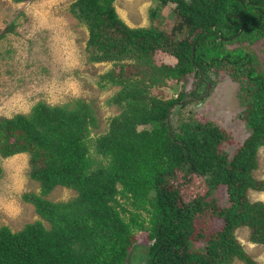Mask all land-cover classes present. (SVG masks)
Wrapping results in <instances>:
<instances>
[{"label":"trees","instance_id":"16d2710c","mask_svg":"<svg viewBox=\"0 0 264 264\" xmlns=\"http://www.w3.org/2000/svg\"><path fill=\"white\" fill-rule=\"evenodd\" d=\"M154 1L151 18L174 6L162 27L129 29L114 0L69 5L87 31L89 61L110 63L96 84L118 88L106 104L120 111L103 133L91 136L96 119L82 99L40 101L26 114L0 117V157L27 154L39 183L38 193L22 195L39 219L14 233L0 227V264H129L137 234L150 243L145 264H254L235 237L240 228L264 250V201L247 197L264 191L253 177L264 148V54L252 50L264 41V0ZM219 74L221 88L237 87L249 131L231 157L228 134L212 122L181 115L170 124L189 78L198 80L188 93L195 98L207 76ZM178 173L203 176L206 190L186 198ZM57 186L76 196L46 200ZM212 216L217 230L206 225Z\"/></svg>","mask_w":264,"mask_h":264},{"label":"rangeland","instance_id":"374dc122","mask_svg":"<svg viewBox=\"0 0 264 264\" xmlns=\"http://www.w3.org/2000/svg\"><path fill=\"white\" fill-rule=\"evenodd\" d=\"M72 1L25 0L16 3L13 0H0V117L26 114L40 101L54 106L82 99L91 106L96 119V127L91 130L94 138L107 129L108 120L120 111L117 106L106 104L118 88L108 86L102 89L96 84L97 77L110 68V63L89 61L90 56L86 51L88 34L85 27L69 12ZM154 3V0H114L113 6L129 29L157 27L159 24L162 27L174 6H161L157 9L158 16L151 18ZM9 24L13 25V30L8 32L5 29ZM252 50L264 54V41L252 46ZM155 58L161 60L163 56L157 53ZM219 75L205 77L208 86L198 85L203 88L197 90L199 96L195 98L188 97V93L194 89L198 80L189 78L186 85L187 102L179 103L172 110L170 124L172 127L177 126L181 115L183 118L193 117L200 122H212L228 134L230 140L224 150L231 157L249 135V131L235 98L237 87L228 84L221 88L226 76ZM215 83L217 88L214 89ZM180 111L183 114H179ZM257 162L253 177L264 181L263 147L257 151ZM30 173L27 154L0 157V227L6 226L13 233L39 219L33 205L22 199L24 194L39 191V183L30 177ZM179 180L178 173L175 183ZM205 190L200 178L195 177H191L183 186V192L189 199ZM218 191L223 195L222 188ZM218 193L214 197L221 203ZM75 196L74 191L57 186L45 199L64 202ZM247 197L251 202L264 201V191L250 190ZM205 221L212 230L219 229L221 225L217 217H207ZM136 236L137 243L130 252L129 264H141L147 259L150 243L144 241V234ZM235 237L254 264H264V250L262 246L249 241V229H237ZM194 246L202 247L199 243ZM232 264L244 263L235 260Z\"/></svg>","mask_w":264,"mask_h":264},{"label":"flooded vegetation","instance_id":"af4514ba","mask_svg":"<svg viewBox=\"0 0 264 264\" xmlns=\"http://www.w3.org/2000/svg\"><path fill=\"white\" fill-rule=\"evenodd\" d=\"M183 101L187 102L186 99L183 100ZM183 101H181V102H183ZM181 102H180V103H181ZM179 174H180V173H179ZM191 177L200 178V180H201L202 183H203L204 189H206L205 178H204L203 176L195 175V174H188L187 176L183 177L182 174H180V180H179V182L176 183V184H177L178 189L180 190V192H181L183 195H185L184 192H183V186L186 184V182H187ZM202 194H203V193H199V195H202ZM196 196H197V195H196Z\"/></svg>","mask_w":264,"mask_h":264},{"label":"clouds","instance_id":"9594fccd","mask_svg":"<svg viewBox=\"0 0 264 264\" xmlns=\"http://www.w3.org/2000/svg\"><path fill=\"white\" fill-rule=\"evenodd\" d=\"M178 105H180V104H178ZM178 105H177V106H178Z\"/></svg>","mask_w":264,"mask_h":264}]
</instances>
